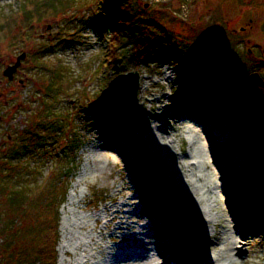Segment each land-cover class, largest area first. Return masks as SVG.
Listing matches in <instances>:
<instances>
[{
	"label": "rangeland",
	"instance_id": "374dc122",
	"mask_svg": "<svg viewBox=\"0 0 264 264\" xmlns=\"http://www.w3.org/2000/svg\"><path fill=\"white\" fill-rule=\"evenodd\" d=\"M70 2L0 0V19L11 24L0 26V182H16L10 150L34 137L21 161L36 171L19 180L39 190V206L62 181L56 264H264V93L246 81L244 8L134 0L176 43L187 42L222 93L209 97L177 80L174 61L117 60L109 26L92 25L97 0ZM208 45L222 54L218 63L200 57ZM23 52L7 80L2 71ZM135 70V122H117L110 108L101 116V103ZM141 153L154 155L156 172L135 163ZM232 240L239 250L227 255Z\"/></svg>",
	"mask_w": 264,
	"mask_h": 264
},
{
	"label": "trees",
	"instance_id": "16d2710c",
	"mask_svg": "<svg viewBox=\"0 0 264 264\" xmlns=\"http://www.w3.org/2000/svg\"><path fill=\"white\" fill-rule=\"evenodd\" d=\"M69 2L70 0H44V3L52 5L51 9L55 5L63 6L62 3L69 6L71 4ZM97 5L101 11L98 23L109 26V47L114 50L113 56L118 55L117 60L121 62L122 57H128L127 61L130 59L138 67L149 60L169 59L176 62L177 80L190 87L191 92L209 97L222 95L220 91H217V87L209 83L210 76L207 68L199 61L190 59L187 42L184 40L182 44L176 43L174 34L150 19L145 9L139 8L134 0L131 4L127 0H97ZM45 11L48 14L51 10L45 8ZM30 18L36 21L35 15H29L27 19ZM2 24L11 25H8L6 21L0 22V26ZM5 28L6 26L1 30L4 31ZM127 47L129 52L124 51ZM123 53L127 54L123 55ZM198 53L200 55V52ZM107 98L111 101L102 106L101 112H107V108L112 111L113 93ZM31 135L38 137V134L31 133ZM36 142L34 137L26 136L12 146L10 152L18 154H12L8 158L12 162L10 170L17 180L15 183L9 180L0 182V206L3 207L0 210V264H56L58 214L54 201L62 194V181L59 179L61 183L58 184V177L56 178L59 189L52 190L51 200L39 206V203L35 204L32 200V197L38 195L39 190L26 187L29 184L19 180L23 172L29 175L36 171L35 167L25 169V162L21 161L22 157L27 155L26 149L33 150ZM221 151L228 153L226 146H223ZM52 185L56 186L55 183Z\"/></svg>",
	"mask_w": 264,
	"mask_h": 264
},
{
	"label": "water",
	"instance_id": "95a60500",
	"mask_svg": "<svg viewBox=\"0 0 264 264\" xmlns=\"http://www.w3.org/2000/svg\"><path fill=\"white\" fill-rule=\"evenodd\" d=\"M212 63H218L222 58V54L214 46H206L201 50ZM26 53L19 54L14 62L5 66L2 71L3 77L7 80H13L14 74L17 72L22 61L25 59ZM140 76L137 71L126 73L117 83L114 94H113V117L117 122H123L125 124L133 123L136 119L135 103L136 97L139 89ZM21 82V80L19 81ZM248 83H253L258 86H264V83L259 78L257 73H252L247 78ZM1 118V116H0ZM152 158V155L148 153H141L137 156V160L143 164V166L148 170V172H156V164L154 159H151L153 164L147 162L146 158ZM160 184L156 183V190L159 189Z\"/></svg>",
	"mask_w": 264,
	"mask_h": 264
},
{
	"label": "flooded vegetation",
	"instance_id": "af4514ba",
	"mask_svg": "<svg viewBox=\"0 0 264 264\" xmlns=\"http://www.w3.org/2000/svg\"><path fill=\"white\" fill-rule=\"evenodd\" d=\"M215 5L219 8L228 5L239 11L244 8L246 11L243 26L239 28L244 37L242 52L247 67L246 75L258 73L264 83V0H215ZM249 86L264 93V87L254 84Z\"/></svg>",
	"mask_w": 264,
	"mask_h": 264
},
{
	"label": "bare ground",
	"instance_id": "6f19581e",
	"mask_svg": "<svg viewBox=\"0 0 264 264\" xmlns=\"http://www.w3.org/2000/svg\"><path fill=\"white\" fill-rule=\"evenodd\" d=\"M200 54H201V56L202 55H204V54H202V52L200 51ZM205 56V55H204ZM206 57V56H205ZM156 156H157V153L155 154ZM168 190H170V188L168 189ZM174 192V191H173ZM169 197H170V199H169V204H170V206L171 207H173V205L175 204V202H177L178 201V197L174 194V193H172L171 191L169 192ZM172 210H174L173 208H172ZM239 240L237 241V240H232L231 242H228V244H227V248H225V252H226V254L227 255H230V253L231 252H233V251H235V249L236 250H239ZM238 253H240V252H238ZM239 255H241V253L239 254ZM154 260V259H153Z\"/></svg>",
	"mask_w": 264,
	"mask_h": 264
}]
</instances>
